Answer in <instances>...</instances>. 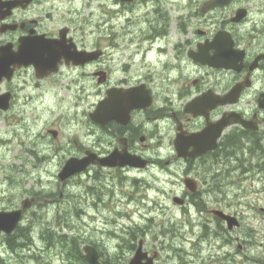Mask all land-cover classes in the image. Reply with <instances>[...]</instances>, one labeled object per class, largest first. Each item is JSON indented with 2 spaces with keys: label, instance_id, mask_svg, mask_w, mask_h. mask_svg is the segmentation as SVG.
<instances>
[{
  "label": "flooded vegetation",
  "instance_id": "obj_1",
  "mask_svg": "<svg viewBox=\"0 0 264 264\" xmlns=\"http://www.w3.org/2000/svg\"><path fill=\"white\" fill-rule=\"evenodd\" d=\"M166 1L0 0V58L12 59L2 53L16 55L24 43L36 53L47 44L46 68L52 69L39 71L46 76L38 77L35 64L19 66L11 80L2 79L0 93H12L10 111L16 99L11 84L24 72L37 78L38 88L66 70L79 72L88 82L80 83L81 99L72 101L75 110L66 111V99L55 87L49 107L60 119L80 120L85 98L92 97L86 112L92 145L79 144L71 157L93 152L98 159L147 160L145 168L92 165L125 177L164 163H184L186 192L178 195L184 200L178 205L195 207L198 237L209 258L187 264H264V0H224L215 6V0ZM137 7L150 9L147 27H133L129 14ZM74 54L90 58L77 65L68 60ZM154 57L162 63L157 72L149 67ZM116 90L129 92L127 103L122 97L107 102L108 92ZM132 99L137 102L130 109ZM107 110L115 118H107ZM165 121L171 125L167 130ZM48 131L59 135L57 129ZM164 133L173 147L166 161L160 157ZM37 194L32 197L40 204ZM87 244L97 249L100 264H120ZM144 244L141 239L128 246L141 247L148 255L145 263L153 258L151 264H160V252ZM76 249L79 259L73 264H88L83 247L77 243Z\"/></svg>",
  "mask_w": 264,
  "mask_h": 264
},
{
  "label": "rangeland",
  "instance_id": "obj_2",
  "mask_svg": "<svg viewBox=\"0 0 264 264\" xmlns=\"http://www.w3.org/2000/svg\"><path fill=\"white\" fill-rule=\"evenodd\" d=\"M77 1L83 4L85 0ZM149 10L133 9L129 14L133 27H147L148 20H152ZM146 14L148 20L144 22ZM161 65L154 57L149 67L157 72ZM54 80L41 82L38 88L37 78L24 72L11 84L16 91L13 107L0 111V209L20 207L23 199L37 193L42 196L40 204L25 212L20 229L12 237L14 248L7 239L0 242V264H67L70 246L62 244L58 238L62 236L75 237L81 249L87 243L99 246L105 256L119 259L120 264H128L135 254L129 241L138 244L141 239L145 249L160 252V264L209 261L208 248L198 237L200 220L195 207L183 208L173 201L175 195L186 192L181 182L184 163L131 171L128 177L91 166L68 182H61L58 172L75 155L73 151L79 144L92 145L93 134L86 123L92 97L85 98L80 120L73 116L60 119L49 108L54 87L66 99L64 107L69 113L75 110L72 101L81 99L82 93H77L80 83L88 79L66 70ZM162 125L165 130L171 126L170 121ZM50 128L59 131L58 137L49 133ZM170 137L164 133L160 149L164 161L172 157ZM27 225L31 228L27 234L30 239L25 238L21 245L17 235L26 233ZM126 238L128 242L124 243Z\"/></svg>",
  "mask_w": 264,
  "mask_h": 264
},
{
  "label": "water",
  "instance_id": "obj_3",
  "mask_svg": "<svg viewBox=\"0 0 264 264\" xmlns=\"http://www.w3.org/2000/svg\"><path fill=\"white\" fill-rule=\"evenodd\" d=\"M211 3V2H210ZM208 3V5L210 4ZM224 3V0H215L212 3V6L215 5H222ZM30 45L24 43L21 48H20V52L17 53L16 55H13L11 53L8 52H3L2 54L4 55H8L10 56L12 59H7V58H0V81L2 80L3 77H7L10 78L14 69L18 66H22V65H29V64H35L36 68L42 72L45 71H50L52 69H47V64L49 63L48 61V47L47 45H43V49L44 51H39V52H35V51H31L29 50ZM50 53V52H49ZM70 54V53H69ZM76 55V54H74ZM72 58L76 63H83L86 62V60H88L90 57H88V59H81V57L77 56L76 57H69L68 56V60ZM51 62V61H50ZM38 76H44L46 75L45 73H39L37 74ZM109 99L107 102H114L117 103L118 97L119 98H123V100L125 101V103L128 102V95L129 92H122V91H109ZM9 99H10V95L9 94H3L0 95V108L2 109H7L9 107ZM135 99H132L131 101H129V105H130V109L135 107V103L134 101ZM104 103V102H103ZM121 103H123V101H121ZM105 104V103H104ZM112 103H109V105ZM102 107V105H101ZM109 111V110H107ZM113 111V110H112ZM112 111L108 112L107 118L112 119L115 118L114 115H112ZM92 116V115H91ZM101 164L103 166H124L127 164H130L132 166H146L147 164V160H142L139 161L137 159H135L134 157H129V156H115V155H110L107 158H100L98 159L96 157V155L94 153H89L88 156L79 159V158H70L66 164L64 165L62 171L60 172L59 176L61 178V180H66L68 178H70L71 176L80 173L84 170L87 169V167L90 164ZM190 189L194 191V188L191 187L190 185ZM177 201H179V199L176 198ZM36 202V198H32V199H27L23 201V207L19 210L13 211V212H0V234L2 231L10 234L18 225L19 221L21 220L22 217V213L25 209L31 207L33 205V203ZM85 252H86V258L87 260L91 263V264H100L99 263V254L96 251V249L93 246H86L84 248ZM144 257V254L141 251V247L138 249L136 255L134 256V258L131 260L130 264H150V263H142V259Z\"/></svg>",
  "mask_w": 264,
  "mask_h": 264
},
{
  "label": "trees",
  "instance_id": "obj_4",
  "mask_svg": "<svg viewBox=\"0 0 264 264\" xmlns=\"http://www.w3.org/2000/svg\"><path fill=\"white\" fill-rule=\"evenodd\" d=\"M20 232H23V231H20ZM28 233H29V230L27 228V232L26 233H20V234L17 235V238H21V240H22V242L20 243L21 245L25 244V238H27L28 240L30 239V235L29 236L27 235ZM7 240L9 242V244L11 245V247L14 248V246L16 245V242H14L12 240V237H8ZM65 243H69V240L67 238H65ZM70 244H73V249L76 251V246H77L76 239L71 238L70 239Z\"/></svg>",
  "mask_w": 264,
  "mask_h": 264
}]
</instances>
